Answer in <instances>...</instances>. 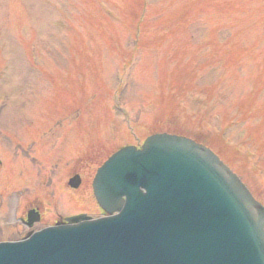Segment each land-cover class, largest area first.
I'll use <instances>...</instances> for the list:
<instances>
[{
	"label": "rangeland",
	"instance_id": "rangeland-1",
	"mask_svg": "<svg viewBox=\"0 0 264 264\" xmlns=\"http://www.w3.org/2000/svg\"><path fill=\"white\" fill-rule=\"evenodd\" d=\"M154 133L209 147L264 205V0H0L2 227L7 197L99 216L97 167Z\"/></svg>",
	"mask_w": 264,
	"mask_h": 264
},
{
	"label": "water",
	"instance_id": "water-1",
	"mask_svg": "<svg viewBox=\"0 0 264 264\" xmlns=\"http://www.w3.org/2000/svg\"><path fill=\"white\" fill-rule=\"evenodd\" d=\"M93 190L106 213L119 214L71 218L2 244L0 264H264V207L189 139L154 135L119 151Z\"/></svg>",
	"mask_w": 264,
	"mask_h": 264
},
{
	"label": "flooded vegetation",
	"instance_id": "flooded-vegetation-1",
	"mask_svg": "<svg viewBox=\"0 0 264 264\" xmlns=\"http://www.w3.org/2000/svg\"><path fill=\"white\" fill-rule=\"evenodd\" d=\"M1 165V163H0ZM4 169L5 168H0V175H3L4 173ZM9 184V183H8ZM7 189L5 187H3L0 190V205H1V199L2 201L4 200V198L7 196ZM8 198V203H7V208L4 211V208H1V214H2V218L4 217V214H6V227H2L3 223L0 220V232H5L8 235H6V237H4L1 233H0V242L3 241H14V240H18L21 238L20 234V229L22 228V224H24V214L22 216L21 211H20V200H19V196L16 197V199L14 201H12L10 199V197ZM28 205V202L25 203ZM43 218V213H41V220ZM23 222V223H22ZM35 225L32 226V229H34Z\"/></svg>",
	"mask_w": 264,
	"mask_h": 264
}]
</instances>
